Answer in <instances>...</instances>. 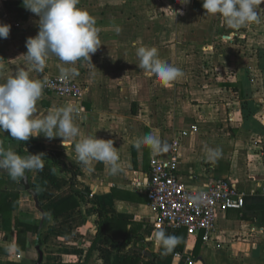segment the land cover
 I'll return each instance as SVG.
<instances>
[{"label": "crops", "instance_id": "obj_1", "mask_svg": "<svg viewBox=\"0 0 264 264\" xmlns=\"http://www.w3.org/2000/svg\"><path fill=\"white\" fill-rule=\"evenodd\" d=\"M77 7L95 18L102 45L91 61L66 64L50 55L43 71H37L23 54L26 40L39 31V16L26 9L22 0H0V24L11 25L8 38L0 39V83L23 69L38 80L67 72L85 88L80 101L43 90L36 105L35 118L69 104L81 105L84 111L74 113L80 130L77 138L48 140L40 134L18 142L7 132L0 133V143L18 154L41 153L37 147L41 144L58 151L63 161L45 154L43 169L26 173L38 206L24 180L14 181L0 170V198L18 196L11 212V234L4 231L0 213V264H36L38 249L42 262L48 264H120L121 256L110 261L98 249L113 246L102 240L92 245L98 216L87 197L77 198L79 206L74 209L53 213L56 204L73 195V189L97 200L108 217L130 222L127 229L137 237L122 250L133 247L134 251L141 243L140 249L161 254L155 264H264V198L260 195L264 187V3L258 8L260 22L238 31L229 28L221 15H206L205 9L193 7V0L186 6L177 0H79ZM178 9L183 14H176ZM141 46L156 47L159 57L184 75L167 86L161 84L137 66ZM231 59H250L255 65L230 68ZM149 133L167 147L179 137L177 174L190 189L227 178L245 194L242 208L218 210L209 240L203 241L201 234L189 236L183 228L175 231L156 224L155 209L146 195L132 187L133 180L145 179L153 160L168 156L167 150L154 153L144 145L134 147ZM94 135L114 141L122 172L110 175L103 162L93 161L87 167L77 162L75 143ZM209 150L220 152L214 162L207 158ZM41 187L48 197H43ZM16 222L35 226L37 231H27L25 247L8 253L7 246L16 244ZM160 228L181 238V250L164 255L154 239ZM58 232L64 235L57 237ZM77 235L85 241L81 249L75 244ZM44 237L49 251L42 245ZM77 251L75 260L72 255ZM142 256V261L149 259Z\"/></svg>", "mask_w": 264, "mask_h": 264}, {"label": "clouds", "instance_id": "obj_2", "mask_svg": "<svg viewBox=\"0 0 264 264\" xmlns=\"http://www.w3.org/2000/svg\"><path fill=\"white\" fill-rule=\"evenodd\" d=\"M182 5L191 0H177ZM23 6L39 16V31L26 40V54L37 71H43L46 58L54 55L66 64L79 60H90L102 45L95 18L85 9L77 7L79 0H22ZM264 0H202L206 15H221L226 25L240 30L251 23H259L258 8ZM176 14H183L178 9ZM11 25L0 24V39H7ZM115 31L120 32L116 27ZM140 69L155 75L161 84L167 86L182 77L184 73L159 57L156 47L141 46L137 49ZM67 78L68 73H64ZM45 82L32 79L27 71L18 69L16 73L0 83V133L7 132L12 140L29 141L43 134L48 140L61 137L63 140L75 139L80 135L74 123V105L58 108L43 118H35L37 102L43 95ZM149 147L154 153L167 150L161 140L151 133L138 139L134 145ZM78 163L87 167L91 162H103L109 166L110 175L123 171L120 157L112 139L97 138L96 135L79 139L74 146ZM219 150H209L208 159L215 161ZM44 153L21 155L0 143V170L6 171L12 180H24L26 173L44 167ZM151 239V238H150ZM155 242L162 246L164 253H171L180 244L181 238L167 235L163 228L154 234ZM8 253L18 251L16 244H9Z\"/></svg>", "mask_w": 264, "mask_h": 264}, {"label": "built area", "instance_id": "obj_3", "mask_svg": "<svg viewBox=\"0 0 264 264\" xmlns=\"http://www.w3.org/2000/svg\"><path fill=\"white\" fill-rule=\"evenodd\" d=\"M44 90L60 98L80 101L85 88L71 76H45ZM76 113L84 108L80 105ZM185 135V132H181ZM179 137L167 147V158H157L150 164L144 180L135 179L132 187L141 190L156 212V224L172 230L185 229L189 236L201 234L210 239L216 227L218 210L240 209L245 204V194L235 188L227 178H215L204 188L190 189L177 174ZM260 195L264 198V187Z\"/></svg>", "mask_w": 264, "mask_h": 264}, {"label": "trees", "instance_id": "obj_4", "mask_svg": "<svg viewBox=\"0 0 264 264\" xmlns=\"http://www.w3.org/2000/svg\"><path fill=\"white\" fill-rule=\"evenodd\" d=\"M17 5L21 4V2H15ZM193 7L195 8H203L202 0H193ZM37 147L41 148V152L44 154H51L58 163H63L60 159V154L58 151L53 149L44 148L41 144H38ZM87 197L89 203L92 205L94 211L98 216L97 220V230L95 237L92 241V245L95 244L96 241L102 240L105 244L115 247V249L119 252V255L123 258L120 264H155L156 258L160 257L161 254H153L152 258L142 261L139 256L133 255V247H129L126 252H121L123 248L128 247L133 242V239L137 237L136 233H130L127 229V225L130 223L127 220L123 219H114L107 216L104 208L100 205V203L91 198L87 193L79 190L73 189V195L67 197L60 203L56 204L53 209V213L55 215L68 211L70 209H74L79 206V201L77 198ZM18 203V196L15 194H2L0 198V213L2 215L3 221V229L7 234H11V212ZM20 227H24V229H20ZM16 229V245L18 247V251L25 247V238L27 231H37V227L15 223ZM182 231V230H181ZM185 231V229H183ZM186 232V231H185ZM175 250H181L180 244L176 246ZM17 251V252H18ZM3 264H25L19 261H7ZM48 264V263H42Z\"/></svg>", "mask_w": 264, "mask_h": 264}, {"label": "rangeland", "instance_id": "obj_5", "mask_svg": "<svg viewBox=\"0 0 264 264\" xmlns=\"http://www.w3.org/2000/svg\"><path fill=\"white\" fill-rule=\"evenodd\" d=\"M263 46H264V44H263ZM219 65V64H218ZM247 66V68H249V69H251V68H254V65L255 64H252V62H251V60L250 59H247V60H239V59H231V60H228V63H227V66H230V68H234L235 66ZM263 65H264V62H263ZM42 80V79H41ZM260 94H262V93H260ZM259 94V95H260ZM258 95V96H259ZM55 96V95H54ZM57 97V96H56ZM60 98V97H59ZM264 99V98H263ZM46 187H48V185H47V183H45L44 184ZM40 192L42 193V195H43V197H48V191L46 190V189H42V187L40 188ZM58 235H57V237H62L63 235H64V233H62V232H58L57 233ZM47 237H44V239L43 240H41V242L43 243L42 245H44V247H45V250L47 249V251H49V245H48V243H47ZM74 240L76 241L75 242V244H76V246L78 245V247L81 249V244H83L85 241L79 236V235H77L75 238H74ZM76 246H74V248L76 247ZM83 248V247H82ZM104 248V250H102V248L101 247H99L98 249L101 251V252H103L105 255H104V257H108L109 258V260L111 261V259H112V257H117V256H120L119 255V252L114 248V247H110V248H107V247H103ZM140 248H143V246H141V243H137L136 245H135V250L134 251H132V254L133 253H136V255L137 256H139L140 258H143V256H142V254L140 253V252H138V249H140ZM127 250L126 249H124V250H121V252H126ZM79 254H80V252L79 251H77V253H74V255H72L73 257V259H75L76 260V258H78V256H79ZM168 254V253H167ZM167 254H164V255H167ZM82 259V258H81ZM78 262V261H77ZM42 263H44V262H42ZM79 263V262H78ZM79 264H82V263H79ZM90 264H95L94 263V261H92V263H90ZM107 264V263H106Z\"/></svg>", "mask_w": 264, "mask_h": 264}, {"label": "water", "instance_id": "obj_6", "mask_svg": "<svg viewBox=\"0 0 264 264\" xmlns=\"http://www.w3.org/2000/svg\"><path fill=\"white\" fill-rule=\"evenodd\" d=\"M24 186H25V189L28 191L29 194L32 195L34 201H35V204L38 206V200H37V195H36V192L31 189L29 187V184L27 182V178L24 179ZM142 254H144L145 256L149 257V258H152V254L151 252L147 251V250H143V249H140L139 250ZM38 254H39V258L36 262V264H42V259H43V253L41 250L38 249Z\"/></svg>", "mask_w": 264, "mask_h": 264}]
</instances>
